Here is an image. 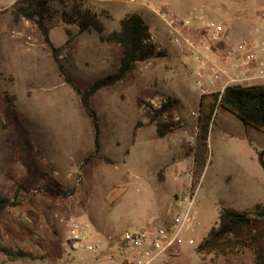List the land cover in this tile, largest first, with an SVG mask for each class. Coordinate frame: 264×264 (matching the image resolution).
<instances>
[{"label":"rangeland","instance_id":"1","mask_svg":"<svg viewBox=\"0 0 264 264\" xmlns=\"http://www.w3.org/2000/svg\"><path fill=\"white\" fill-rule=\"evenodd\" d=\"M14 1L0 0V198H13L17 185L27 190H18L16 206L0 210L1 244L36 258L8 261L0 254V264H65L62 248L70 223L83 226L93 241L108 242L147 224L133 216L144 213L148 206L149 194L141 184L146 170L153 171L161 162L193 170L196 117L191 112L197 111L200 95L195 84L196 64L185 60L172 42L169 28L145 7L114 0L100 6L108 15L101 17L104 32L126 14L137 12L165 55L137 63L124 80L89 99V108L97 117L100 148L81 167L94 153V132L74 89L82 92L114 73L118 47L101 42L95 32L77 34L71 26L70 42L58 52L56 62L34 23L14 21ZM146 2L185 15L190 26H199V33L205 34L210 21L221 24V39L206 36L212 48L222 39L236 46L250 40L255 31L264 39V0ZM225 14L232 24L226 22ZM48 33L53 47H62L68 39L57 17L48 23ZM170 99L178 103L161 119L176 128L159 139L148 116ZM137 122L139 128H135ZM207 144L196 222L177 236L167 254L169 264H251L249 251L216 258L195 251L221 209L228 207L225 202L241 210L255 202L264 203V171L258 164L264 133L217 108ZM262 159L264 162V155ZM162 171L158 170L156 178ZM125 180L132 183L126 189ZM44 185L74 188V194L57 197L42 191ZM163 200L168 222L177 202L173 196Z\"/></svg>","mask_w":264,"mask_h":264},{"label":"trees","instance_id":"2","mask_svg":"<svg viewBox=\"0 0 264 264\" xmlns=\"http://www.w3.org/2000/svg\"><path fill=\"white\" fill-rule=\"evenodd\" d=\"M11 13L14 21L25 19L37 26L56 62H58V52L70 42L69 37L71 38L72 34L68 28L71 26L76 28L77 34L95 32L101 42L113 43L118 47V67L114 73L96 80L82 92L74 89L81 98L86 114L91 119L94 132V153L84 159L80 165L82 167L91 158L97 156L100 148L97 117L89 108V99L99 90L112 87L124 80L133 72L137 63L162 57L165 51L158 48L151 39L148 26L138 13L126 14L120 19L118 30L104 34L101 17L108 18V15L100 9L98 4L89 0H15L11 4ZM55 17L63 24L64 34L68 37L62 47H53L48 36V23H51ZM59 69L62 73L61 65ZM177 103V100L170 99L148 116V123L155 127L159 138L165 137L176 128V125L171 122H163L161 117L173 109ZM217 108L233 114L243 125L264 133V84H232L227 85L222 91L199 96L193 155L194 182L201 179L208 152V135ZM139 126L137 122L135 128ZM263 155L264 150L258 152V164L264 171ZM19 189L27 190L23 185H17L13 198H0V210L16 206L14 200ZM41 190L61 198L74 194V188L61 189L51 185H44ZM244 251L252 254L251 264H264V203H256L248 210L222 208L217 221L203 237L195 252L199 255L211 253L216 258L240 254ZM0 254L8 261L36 258L21 249L13 250L2 245L1 232Z\"/></svg>","mask_w":264,"mask_h":264},{"label":"built area","instance_id":"3","mask_svg":"<svg viewBox=\"0 0 264 264\" xmlns=\"http://www.w3.org/2000/svg\"><path fill=\"white\" fill-rule=\"evenodd\" d=\"M114 1L145 6L169 28L172 42L196 64L195 84L200 95L222 91L232 84H264V61L259 57L260 53H264V39L243 40L236 46L218 50L211 47L206 36L213 40L221 39L224 31L221 24L210 21L205 25V34L199 33L197 37L190 38L182 33L190 27L189 18H177L172 8L166 5L152 6L146 0ZM200 17L198 15L197 18ZM262 30L264 34V27ZM235 57L242 59L245 71L241 75H231L224 67ZM204 77L208 79V85ZM191 116L197 117V111L191 112ZM172 179L181 187L173 195L177 208L169 214L166 224L151 221L145 226L124 231L108 242H100L93 241L83 226L70 223L66 228V244L62 248L65 264H169L167 254L177 236L195 225L200 184V180L194 182L192 168L178 169ZM166 213H169L168 209ZM189 243L192 241L189 240Z\"/></svg>","mask_w":264,"mask_h":264},{"label":"crops","instance_id":"4","mask_svg":"<svg viewBox=\"0 0 264 264\" xmlns=\"http://www.w3.org/2000/svg\"><path fill=\"white\" fill-rule=\"evenodd\" d=\"M90 1L98 4L101 7L103 5H106L109 2L108 0H90ZM132 4L133 5L142 6V5H139V4H136V3H132ZM152 6H155V5H152ZM142 7H145V6H142ZM172 11H173V13L175 14V16L177 18H185V15H179V14L177 15L174 10H172ZM148 12L151 13L149 10H148ZM134 13H137V12H134ZM225 17H226V19H225L226 22L229 25L232 24L231 18H229L228 15L226 16V14H225ZM119 21L116 22V24L111 28V30L109 32H104V34H108L111 31L118 30L119 29ZM103 29H104V27H103ZM182 33L185 36H187V37L195 38V37H197L199 35V26H194V27L193 26H190L189 28L184 29L182 31ZM169 34L171 35L170 31H169ZM151 39L154 41V43L156 44V46L158 48H160L159 45H158V42L156 41L155 38H153L152 35H151ZM250 40L251 41H257V40H263V39H260L257 31H255L254 33H252V38ZM115 46L117 47V45H115ZM224 47H226V49H228V48H231L233 46L232 45H227L224 42V39H222L221 41L218 42L217 46H215V49L223 50ZM176 49H177V51L179 53L182 54V56L185 58V60L190 59V60L193 61V59L189 58L188 56H186L181 51V49H180L179 46H176ZM118 56H119V54H118ZM118 56H117V58H118ZM259 57L264 61V53H260L259 54ZM224 67L227 69V72L229 74H231V75H241L245 71L244 66H243L242 59L240 57L239 58H236V57L235 58H231ZM248 73L250 74V72H246V74H248ZM203 80L208 85V79H206L204 77ZM254 84H261V83H254ZM199 96L200 95L197 94V106H198ZM157 138H159V137L157 136ZM159 139H163V138H159ZM144 151H145V153H147V150L144 149ZM128 157H130V154L128 155ZM176 157L177 156H175L174 159L177 160ZM172 161H174V160L172 159ZM163 163L164 162H161V164H159L158 166H156V168L152 169L153 171L148 172L146 170L145 173L142 176V183H141L142 184V188H144L148 192V194H149V198H148L149 199V202H148V206H147V208H146V210H145L144 213H140L137 216L135 214L133 216H135L137 219L145 220V221H147V223H149L151 221H153V222H160L162 224H166L167 223V219H166V216L164 214V212H166V208L163 207V203H164V200L163 199H164V196H166V197L173 196L174 193L177 192L180 189V187H181L179 182H176V181H174L172 179L173 178L172 177L173 172H176L178 170V167L175 166L174 168H172L171 165L170 166L169 165H164ZM160 169H163V171H162V173L160 175V178H156V174L158 173V170H160ZM123 183L125 184L123 186L125 189L127 187L129 188L130 187V184H132L128 180H125V182H123ZM135 189L137 190L138 188L135 186ZM118 193L119 192H117V194ZM155 195H156V198H155ZM117 196H115L114 198H116ZM173 199H174V196H173ZM225 204L228 205L227 208H231V209H235V210H241V209L233 208L231 206V203L227 204V202H225ZM254 204H256V202L253 203V204H250L251 207ZM244 210H246V209H244Z\"/></svg>","mask_w":264,"mask_h":264}]
</instances>
